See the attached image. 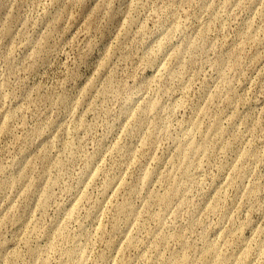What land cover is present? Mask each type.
<instances>
[{"label": "rangeland", "instance_id": "obj_1", "mask_svg": "<svg viewBox=\"0 0 264 264\" xmlns=\"http://www.w3.org/2000/svg\"><path fill=\"white\" fill-rule=\"evenodd\" d=\"M0 264H264V0H0Z\"/></svg>", "mask_w": 264, "mask_h": 264}]
</instances>
